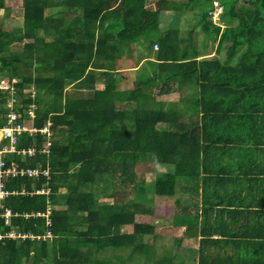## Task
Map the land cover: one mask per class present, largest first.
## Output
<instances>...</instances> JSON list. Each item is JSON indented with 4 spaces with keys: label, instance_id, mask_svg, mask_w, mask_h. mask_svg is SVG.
I'll list each match as a JSON object with an SVG mask.
<instances>
[{
    "label": "trees",
    "instance_id": "trees-1",
    "mask_svg": "<svg viewBox=\"0 0 264 264\" xmlns=\"http://www.w3.org/2000/svg\"><path fill=\"white\" fill-rule=\"evenodd\" d=\"M19 1L22 24L12 30L0 24V71L18 78L23 114L27 116L29 105L36 103L33 124L42 128L51 122L53 134L49 153L40 151L47 137L38 132L22 134L18 143L20 149L35 146V155L27 154L24 160L18 153L7 156L21 166L49 168V176L5 180V188L18 193L4 203L18 215L10 224L0 215V230L17 229L28 236L0 239V264H118L106 256L109 249L112 253L120 248L129 252L114 254L121 261L137 254L143 264H171L169 253L155 257L150 243L154 227L136 219L151 212L147 204L155 197L146 191L148 184L155 194L177 195L180 201L187 190L182 184L192 191L198 180L187 176L189 172H208L206 181H215L209 171L217 170L223 158L249 151L248 143L263 147L264 153V0H248L247 6L239 0H217L223 7L221 16L238 22L222 28L209 21L207 33L213 40L230 41L232 54L243 50L233 62L199 60L197 48L182 46L185 40L175 30L148 35L160 45L157 70L152 74L142 66L144 76L139 71L129 88H121L125 76L117 75V42L130 44L146 35L141 28H133L138 33L123 32L120 38L98 31L111 14L103 11L118 0ZM214 1H204L205 17ZM9 4L10 0H0V10L9 11ZM144 5L145 0H121L110 12L120 6L137 8L144 13L139 21L146 29L158 11L147 12ZM20 45L21 53L12 59L11 46ZM33 65L38 73L25 74L23 69ZM99 80H104L103 88H98ZM70 85L76 92H68ZM172 93L187 97L160 98ZM6 96L0 92V126L8 111ZM136 100L140 103L134 104ZM179 102L193 110L183 113ZM147 161L166 173L143 184L135 168ZM43 186L50 188L48 194H31ZM23 188L29 192L22 193ZM104 196L113 201H99ZM207 201L204 197V204ZM48 207L50 224L42 215ZM183 217L176 216L173 223L182 226ZM128 225L134 226L132 232L124 231ZM48 230L52 237L38 238ZM240 264H264V259H244Z\"/></svg>",
    "mask_w": 264,
    "mask_h": 264
},
{
    "label": "crops",
    "instance_id": "crops-1",
    "mask_svg": "<svg viewBox=\"0 0 264 264\" xmlns=\"http://www.w3.org/2000/svg\"><path fill=\"white\" fill-rule=\"evenodd\" d=\"M120 1L118 0L108 7V10L103 11V13L111 14L101 22L102 25L98 31L104 34L138 33L139 30H133V28H141V32L147 36L155 34L162 36L179 26L181 28L179 36L185 40L182 46H195L199 60L217 58L233 62L238 56L237 51L233 54L230 53V41L220 42L218 40L215 41H218L219 51L209 54L208 57H204V54L201 53V48H205L206 44V49L208 47L215 49V43H212L211 46V43L208 45L207 41L208 39L214 40L211 39L209 32H206L203 19L212 17L210 15L212 9L205 17L204 0H183L181 5L186 8V13L182 11L183 8L179 10L173 8L174 4L180 3L179 0H159L158 6L153 9L148 7L150 0H145L144 9L147 12L158 11V20L151 17L152 24L146 29L139 21V17H143L144 15L141 14L144 13L137 8L131 10L129 7L120 6L117 11L110 12L119 7ZM200 1L204 3V7L201 9L190 5V3L199 4ZM216 1L214 2L216 3ZM185 2H188L187 6L184 5ZM73 14L70 12L69 17ZM210 21L213 20L210 19ZM221 26L225 27L223 24ZM126 27L129 31L125 30ZM205 38L206 44L204 43ZM155 43L158 42L152 38L149 44V48L152 50L151 54H140L135 49L136 41L131 42L128 46L119 43L116 66L118 71H125L124 78L118 74V78H122L120 80L121 88H129L132 85V80L144 65L151 66H146V68L149 73L154 74L159 63L155 56L159 48H154ZM199 43L201 44L199 45ZM128 53L131 55L129 60L127 59ZM99 82L101 83L100 87L98 86ZM97 86L103 88L104 80L97 81ZM160 98L165 99L166 95ZM228 144L235 146L234 142ZM248 144L251 147L247 151L248 153L238 152L241 154H235L227 160L223 158L224 162L217 167V170L209 171L215 181H206L205 177L208 176V172L205 173L201 170V175L198 176L195 172H189L190 174L187 176L198 178L192 191L183 183V190L187 189L188 191L182 190L180 201L177 199L179 196L174 195L173 205L165 207L167 211L164 216L157 214L154 203L151 206L148 205L151 209L149 214L142 213L136 216L137 221L150 223L154 227L150 243H153L156 250V258H161L163 254L169 253L173 257L170 260L171 264H187L188 262L191 264H240L244 259H264V153L263 147H255L254 142ZM228 161L230 162L228 163ZM188 185L193 184L189 183ZM204 197L208 200L207 204L203 202ZM166 199L168 200V198ZM179 215L184 216L182 226L173 223L175 217ZM164 227L167 231L175 232L171 236L162 235L159 230ZM133 229V225H128L124 231L132 232ZM120 262L122 261L120 260Z\"/></svg>",
    "mask_w": 264,
    "mask_h": 264
},
{
    "label": "built area",
    "instance_id": "built-area-1",
    "mask_svg": "<svg viewBox=\"0 0 264 264\" xmlns=\"http://www.w3.org/2000/svg\"><path fill=\"white\" fill-rule=\"evenodd\" d=\"M215 9L211 11L213 17L218 18V14L222 11V6L219 2L215 3ZM154 48L158 49V43L154 44ZM12 77V76H11ZM3 78L0 79V92L2 94L7 93L9 96L5 98V106L8 111L3 114V118L5 120V124L0 126V215L5 218V223L10 224L11 218L13 216L18 215V213H14L11 208L7 207L4 203L5 199L8 198L11 194H16L18 191H9L5 188V180L10 177H31L39 179L41 175L49 176V168L37 167H25L19 165L16 160H13L10 156L11 153L21 154L22 160H24L27 156H33L37 152V148L35 146H30L28 148H18V143L20 136L24 133H28L29 135H36L38 132H41L46 135L47 140L43 144L41 152L49 153L52 145L51 137L52 131L50 129L51 122H48L42 128H37L33 122L35 118V110L37 108L36 103H32L27 108V116L23 114L21 109L23 108L22 100H18V87L15 86V83L18 82L16 77H12V79L6 84L3 82ZM6 80V79H5ZM16 88V89H15ZM9 99V100H8ZM9 158V160H8ZM47 186V185H46ZM43 186V188H36V191L31 192V194H48L50 192V188ZM29 191L26 188L22 189V193H28ZM51 207H48L46 213H42L47 217V223L50 224V215ZM40 214V213H39ZM28 216V214H25ZM28 234L20 232L17 229H11L8 232H3L0 230V239L4 237L15 238H26ZM52 232L50 230L47 231L46 234L42 236H38V238L46 239L52 237Z\"/></svg>",
    "mask_w": 264,
    "mask_h": 264
},
{
    "label": "rangeland",
    "instance_id": "rangeland-1",
    "mask_svg": "<svg viewBox=\"0 0 264 264\" xmlns=\"http://www.w3.org/2000/svg\"><path fill=\"white\" fill-rule=\"evenodd\" d=\"M16 1V2H15ZM158 1L159 0H150L149 1V5H148V7H150V8H152L153 9V7H157L158 6ZM176 1V0H175ZM180 1V3L179 2H177L176 4H174V6H173V8H175V9H177V10H179V9H184V10H182L183 12H187V10H186V8H184L182 5H181V3H183L182 1L183 0H179ZM205 2H208V0H204ZM247 1L248 0H239V3L240 4H244L245 6H247ZM201 3H197V4H195V3H190V5H193L192 7H194L195 6V8L196 9H201V8H203L204 7V3H202V1H200ZM214 3V2H213ZM187 4H188V2H185V6H187ZM10 10L9 11H7V12H4V11H1L0 10V24H1V27H3V28H5V29H8V30H12L15 26H18V25H21L22 24V21H23V11H22V6H21V3H20V1L19 0H10ZM176 10V11H177ZM182 11H180L181 13H182ZM225 16L226 15H224V16H221V19L220 18H213V17H211V18H206V19H203V20H205V25L206 26H208L209 25V21H210V19H212L213 20V24H219V25H226V24H228V26L230 25L231 27L232 26H234V27H236V24L235 23H237L238 21L237 20H232V22L230 23V21L229 22H227V16H226V19H225ZM176 23V22H175ZM226 23V24H225ZM178 27V28H177ZM181 27V26H180ZM180 29L181 28H179V26H176V27H174L173 29H172V32H174V30L175 31H178V33L180 32ZM171 32V33H172ZM207 32V31H206ZM176 33V32H175ZM174 33V34H175ZM183 33V32H182ZM177 34V33H176ZM180 35H181V32L179 33ZM118 35H121V33H118L117 35H116V37L117 38H120ZM178 35V34H177ZM150 40H152V38H150V36H143V37H140V38H138V40L136 41V44H134L135 45V49L136 50H138L139 51V53L140 54H145V53H149V54H151L152 53V50L149 48V44H150ZM213 40V39H212ZM218 40V39H217ZM201 41V40H200ZM208 41V45L211 43V46H212V43H215V49H212V47H208L207 49H206V46H207V44H206V42ZM206 41V38L204 39V43L206 44V45H204L205 46V48H201V53L202 54H204V57H208V55L209 54H213V53H216L217 51H219V46H218V41H211V40H207ZM119 44V41L117 42V45ZM121 44V43H120ZM201 43H199V45H200ZM123 45H130V44H123ZM21 46L22 45H20V46H17L16 48H14V46H11V50H12V52H15V54H14V56H13V58L12 59H16V56L17 55H19V53H21L20 51L22 50V48H21ZM246 46V45H245ZM216 47H217V49H216ZM206 50V51H205ZM243 50H237V55H240V53L242 52ZM222 53V52H221ZM226 53H227V51H226ZM17 54V55H16ZM129 54V53H128ZM130 54H129V56H127V59L128 58H130ZM203 57V58H204ZM9 58H11L10 56H9ZM202 58V57H201ZM2 61L4 60V59H1ZM129 60V59H128ZM2 61H1V63H2ZM227 61V60H226ZM101 62H104V63H106L107 62V59L105 58V59H101ZM116 63H117V60L115 61V65H116ZM40 68H43V65H38ZM147 66V65H146ZM146 66L144 65L143 67L144 68H146ZM35 65H33L31 68H24L23 69V71L25 72V74H28V75H36L37 73H38V71H36V69H35ZM147 67H151V66H147ZM147 69V68H146ZM152 70H153V68H152ZM89 71H92V69L90 68L89 69ZM122 71V70H121ZM120 71V77L123 75V73H125V71H122L121 72ZM148 71V70H147ZM144 72H146V71H142V69L140 70V73H143V76H144ZM149 72V71H148ZM42 73L44 74V75H46V74H50V73H48V72H46V71H42ZM118 75V74H117ZM12 75L9 73V72H4V71H0V79L1 78H3L2 80H3V82L1 83V85H3L4 83H8L11 79H12V77H11ZM14 77V76H13ZM17 78V77H16ZM6 79V80H5ZM18 79V78H17ZM18 82H16L15 83V86H16V84H17ZM121 83H123V82H121ZM99 85H101V83L99 82L98 83V86ZM188 86L190 85V83H188L187 84ZM145 86V85H144ZM17 87V86H16ZM100 87V86H99ZM144 87L142 86V88H140V89H143ZM16 89V88H15ZM144 89H146V88H144ZM67 90H68V92H76V89L72 86V85H70V86H68V88H67ZM147 91H151L152 92V90L151 89H148ZM7 93H9V92H7ZM18 93H19V89H18ZM148 93V92H147ZM181 97H187L186 95H184V96H180L179 97V95L177 94V93H175V95L174 94H168V95H166V98L165 99H167L168 101H172V100H175V99H180ZM9 100V99H8ZM140 103V101H138V100H136V102L134 103V104H139ZM179 104V106H180V109L182 110V112L183 113H185V114H187V113H189V112H191L192 110H193V108H189L186 104H184V103H181V102H179L178 103ZM147 162H149L148 164L147 163H145V162H142V163H138L137 164V166H136V173H137V180H138V182H139V180L141 181V183H153L154 181H157V180H159L160 179V177H161V175L160 174H163V173H166V171H165V169L164 168H162V171H159V168L156 166V163L155 162H150V161H147ZM229 166H230V164H229ZM168 173V172H167ZM177 174V173H176ZM145 185H147V184H145ZM101 187H102V184L101 185H99V186H97L96 187V189H101ZM147 188V189H146ZM145 189H146V191L147 192H149V193H151V194H153V196L155 197V199H154V202L153 201H150L147 205H149V206H151V204L152 203H154L155 204V210H156V212H157V214L159 215V216H164V214L166 213V208L165 207H170V206H172L173 205V203H172V201H173V198H174V196H162V195H157V194H155L154 193V187H153V185L152 184H148V186L146 187ZM166 198H168V200L166 199ZM99 201H113V197H110V196H104V197H102ZM158 201V202H157ZM156 202V203H155ZM169 202H171V203H169ZM158 203V204H157ZM157 204V205H156ZM165 228L166 227H164L163 229H161V230H159L160 231V234H162V235H165V234H168V236H171L172 235V233L173 232H175V231H171V230H165ZM121 249V248H120ZM116 250V251H112V253H111V250L109 249V251H108V254H107V256H106V258L108 259V260H111V259H113V260H115L116 262H120V260L118 259V258H116L115 256H114V254H116V253H121V255H123V256H128L129 255V252H128V250ZM120 255V254H119ZM139 257H138V255L137 254H135V256L131 259V258H129V259H127V260H125V262H124V260H122V262H120V264H133V262H136V264H143L144 263V259H138ZM138 260V261H137ZM187 264H191L190 262H188Z\"/></svg>",
    "mask_w": 264,
    "mask_h": 264
},
{
    "label": "clouds",
    "instance_id": "clouds-1",
    "mask_svg": "<svg viewBox=\"0 0 264 264\" xmlns=\"http://www.w3.org/2000/svg\"><path fill=\"white\" fill-rule=\"evenodd\" d=\"M216 2H219V1H216ZM220 5H221V4H220ZM221 6H222V5H221ZM215 7H216V6H215V2H214V7H213V9H212L211 11H213V10L215 9ZM222 12H223V8H222V11L219 12V14H218V15H219L218 18H220V15H221ZM210 15L213 17V15L211 14V12H210ZM213 18H214V17H213ZM29 106H30V105H29Z\"/></svg>",
    "mask_w": 264,
    "mask_h": 264
}]
</instances>
